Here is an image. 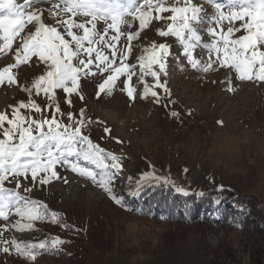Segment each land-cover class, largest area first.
Returning a JSON list of instances; mask_svg holds the SVG:
<instances>
[{"label": "rangeland", "instance_id": "rangeland-1", "mask_svg": "<svg viewBox=\"0 0 264 264\" xmlns=\"http://www.w3.org/2000/svg\"><path fill=\"white\" fill-rule=\"evenodd\" d=\"M17 2L23 3V0ZM58 3L60 0H41L28 10L38 9L44 22L53 26L54 19H67L60 9L53 8ZM215 3L222 5L225 15L229 13L228 0H215ZM138 4H143V0H138ZM164 5L201 8L200 22L191 21V24L197 32L200 25H205L202 44L218 39L221 28L226 31L229 26L227 20L215 22L216 9L208 0H187V3L186 0H164ZM239 7L236 5L235 10ZM148 11L153 18L144 29H139V22L132 17H125L141 32L132 42L134 50L129 57V62L136 65L135 100L129 99L121 83L126 77L100 93L98 86L109 73L98 72L95 64L92 72L96 74L81 75L78 91L70 95L62 90L37 94L34 81L46 69V64L37 58L12 70L17 83L0 84V90L6 93L0 103V113L9 119L19 109L20 115L29 119L55 116L69 130L82 121V134L89 136L105 153L121 157L118 161L121 170L110 185L111 194L67 165H57L60 178L45 185L38 183L43 174L37 182L31 181V173L28 178L20 177L21 188L16 191L36 201L45 218L29 221L17 215L14 207L8 221L0 218V264H264V234H255L253 221L249 219L244 221L247 228L243 229L236 225L239 222L183 226L138 217L131 208L130 197L126 196L129 183L136 188L164 183L175 191L182 189L178 191L182 193L226 187L249 195L255 203L259 200L264 203V81H241L232 72L226 77L218 65H213L209 72L202 71L201 67L193 68L177 37L158 35L157 28L167 31L169 23L179 26V22L167 19L174 14H158L154 7ZM54 12H60V16L54 17ZM156 15H163L164 19L155 20ZM94 23L103 34L111 21ZM239 23L236 21L235 25ZM208 28H215L217 37L208 34ZM121 29L129 30L127 25H121ZM59 30L63 33V29ZM75 31L82 35L81 30ZM115 34L114 30H108L105 39L111 40ZM243 34L246 33H234L232 38ZM184 36L187 39V31ZM19 42L17 38L13 51L7 55L0 54V69L15 63L14 49ZM114 43L117 48H123L127 44L126 35ZM161 43L168 45L170 52L164 57L165 71L160 74V82L167 91L153 89L158 93L157 102L151 95H143V84L137 82L140 72L135 57L145 48ZM104 53L109 55L110 49L104 48ZM211 55L215 59L216 54ZM192 58L204 64L209 53L197 45L192 50ZM144 81L149 86L155 84L150 75ZM25 89H32L31 94ZM21 102L26 107L20 108ZM30 102L41 111L36 112ZM57 105L60 112L56 111ZM172 112L177 115L173 116ZM69 113H72L71 119ZM5 127L11 125L5 123ZM44 130L47 131V125ZM0 139H4L3 129H0ZM13 142H18V138ZM68 159L77 161L75 156ZM79 163L96 172L99 180L101 169L88 161L79 160ZM4 187L15 188V181L9 177ZM24 187L31 188V192H24ZM112 196L122 203H117ZM53 212L57 214L55 219ZM28 224L30 228L26 227ZM249 227L252 228L248 230ZM12 241L21 249L41 243L45 247L29 249L36 257L32 260L18 253ZM53 241L62 243L53 245ZM4 247H9L8 253L3 251Z\"/></svg>", "mask_w": 264, "mask_h": 264}, {"label": "snow or ice", "instance_id": "snow-or-ice-1", "mask_svg": "<svg viewBox=\"0 0 264 264\" xmlns=\"http://www.w3.org/2000/svg\"><path fill=\"white\" fill-rule=\"evenodd\" d=\"M40 2L41 0H23V3H18L17 0H0V41H2L0 54L7 55L8 52L13 51V42L17 38L20 41L14 49L15 63L0 69V84L5 81L9 84L17 83L12 70L37 58L38 61L46 64L45 74L34 81L37 94L62 90L63 93L70 95L78 91L81 75L96 74L92 72V66L95 64L98 72L109 73L98 86L100 93L106 88L110 90L115 87L121 77H126L121 83L129 99L135 100L137 90L133 86V78L137 76L134 70L136 65L129 62V57L133 55L132 42L140 37L141 32L135 30L137 25L133 21H138V28L144 29L153 18L148 11L153 7L158 14L169 12L174 14L167 19L179 22V26L169 23L167 31L157 28L158 35L167 37L171 34L177 37L193 68L201 67L202 71L209 72L213 69V65H218L226 77L232 72L235 78L241 81H264V0H228L230 11L227 15L222 11V5L215 3V0H208V3L214 4L216 9L215 22L219 24L227 20L229 26L226 31L221 28L218 39L214 38L211 43L203 44L201 35L191 24V21L200 22L201 8L196 5L166 7L164 0H156L155 5L153 0H143V4H138V0H60V3L54 4L53 8L60 9L67 19L56 18L54 25L49 26L44 22L38 9L28 10L33 4ZM236 5L240 6L238 10H235ZM60 12H54L53 16L59 17ZM128 16L132 17L133 21L126 20L125 17ZM154 19L162 20L164 16L156 15ZM101 20L106 23L111 21L103 29V34L94 23ZM236 21L240 22L239 26L235 25ZM121 25H127L129 30L122 31ZM59 29H63V33ZM75 30H81L82 35H78ZM108 30H114L116 33L111 40L105 39ZM185 31L188 33L187 39L184 36ZM242 31L246 34L232 38L234 33ZM207 32L217 37L215 28H208ZM65 34L70 39H67ZM121 35H126L127 44L123 48H117L114 42L119 41ZM197 45L209 53V59L204 64L192 58V50ZM104 48L110 49L109 55H105ZM169 52L168 45L153 44L151 49L145 48L140 56L135 57L140 72L137 82L143 84L144 97L151 95L159 102L158 93L153 89L164 88L167 91L166 86L160 82V74L165 71L164 57ZM212 53L216 54L215 59H212ZM149 75L155 81L152 86L144 81V77ZM25 90L31 94L32 89ZM68 103L70 104L71 101L69 100ZM30 104L36 112L41 111L35 103L30 102ZM19 107L24 108L26 105L21 102ZM56 111L60 112L59 105L56 106ZM171 114L177 115L175 112ZM82 115L83 110H81ZM68 118H72V113L68 114ZM5 123L11 127H5ZM80 124L73 125L72 130H69V126L61 125L55 116L52 119H29L21 116L19 109H16L13 117L9 119L6 114L0 113V129H3L4 136V139H0V218L8 221L14 207L17 215L26 217L29 221L44 219L45 214L40 211L37 202L21 195L16 189L21 188L19 178H28L29 173L32 182H37L38 176L43 174L38 180L41 185L48 184L52 179H59L57 165L69 166L73 172H78L81 176L98 183L109 194L112 193L113 189L110 185L116 178V173L121 170V165L118 163L121 157L111 152L105 153L104 149L93 143L89 136L82 134ZM45 125L47 131L44 130ZM61 128L63 130H60ZM16 138L18 142H13ZM73 156L77 157L76 162L68 159ZM79 160L88 161L101 169L99 180L97 173L82 166ZM9 177L15 181L13 189L4 187ZM31 190L29 187L23 188L24 192ZM177 190L182 191V189ZM112 199L122 203L115 196H112ZM56 215L52 213L53 219ZM26 227L30 228L31 224ZM58 242L62 243V241H53V245ZM11 244L18 253L27 255L32 260L36 257L28 250L45 247V244L41 243L27 245L21 249L15 241ZM3 251L8 253L9 247H4Z\"/></svg>", "mask_w": 264, "mask_h": 264}, {"label": "trees", "instance_id": "trees-1", "mask_svg": "<svg viewBox=\"0 0 264 264\" xmlns=\"http://www.w3.org/2000/svg\"><path fill=\"white\" fill-rule=\"evenodd\" d=\"M184 193L175 191L164 183L147 184L139 188L129 183L126 189L131 208L138 217L144 219L183 226H211L215 223L227 225L239 222L236 225L242 229L247 228L244 221L249 219L253 221L254 227H249L248 230L252 228L255 234H264L262 201L255 203L249 195L226 187L201 193Z\"/></svg>", "mask_w": 264, "mask_h": 264}, {"label": "bare ground", "instance_id": "bare-ground-1", "mask_svg": "<svg viewBox=\"0 0 264 264\" xmlns=\"http://www.w3.org/2000/svg\"><path fill=\"white\" fill-rule=\"evenodd\" d=\"M205 25H200V28H199V30H198V32H199V34L201 35V37L202 38H205V36H203V33H202V29H203V27H204ZM230 75H232L231 73H230ZM222 87V86H221ZM6 98V93H5V91H4V89H1L0 90V103H2L3 102V100ZM106 111V110H105ZM111 115V114H110ZM112 118L114 119V118H116L115 116V114H112ZM123 122V121H122Z\"/></svg>", "mask_w": 264, "mask_h": 264}]
</instances>
